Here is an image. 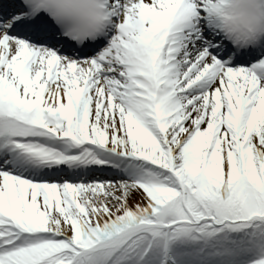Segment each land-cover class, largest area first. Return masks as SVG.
Here are the masks:
<instances>
[{"label":"snow or ice","instance_id":"6c2138e0","mask_svg":"<svg viewBox=\"0 0 264 264\" xmlns=\"http://www.w3.org/2000/svg\"><path fill=\"white\" fill-rule=\"evenodd\" d=\"M0 264H264V0H0Z\"/></svg>","mask_w":264,"mask_h":264}]
</instances>
